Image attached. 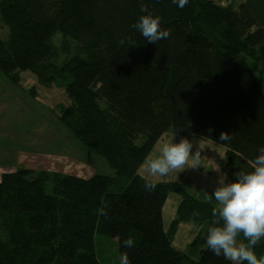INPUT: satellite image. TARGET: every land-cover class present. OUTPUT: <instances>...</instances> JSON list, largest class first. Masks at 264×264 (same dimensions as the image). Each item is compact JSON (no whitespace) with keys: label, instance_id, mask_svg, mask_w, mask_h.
Instances as JSON below:
<instances>
[{"label":"trees","instance_id":"16d2710c","mask_svg":"<svg viewBox=\"0 0 264 264\" xmlns=\"http://www.w3.org/2000/svg\"><path fill=\"white\" fill-rule=\"evenodd\" d=\"M142 4L161 17L169 38L147 43L132 27ZM0 23L8 31L0 36L1 74L19 83L27 70L43 86L62 87L71 105L58 106L60 122L113 169L57 175L53 186L62 196L46 192L29 168L3 172L0 264H101L95 234L116 237L130 264H231L206 246L213 191L192 192L180 177L155 181L148 192L138 169L172 132L224 147L221 169L230 179L250 170L264 146V0H188L184 8L172 0H0ZM129 36L135 47L119 43ZM95 79L103 81L110 110L98 105ZM120 119L132 133H142L136 126L146 131L141 144L119 128ZM222 131L232 139L220 141ZM172 192L181 200L165 229L162 209ZM180 222L199 227L183 250L172 244ZM129 236L134 245L125 248ZM254 251L264 256V237Z\"/></svg>","mask_w":264,"mask_h":264},{"label":"rangeland","instance_id":"374dc122","mask_svg":"<svg viewBox=\"0 0 264 264\" xmlns=\"http://www.w3.org/2000/svg\"><path fill=\"white\" fill-rule=\"evenodd\" d=\"M241 1L237 0L236 3ZM7 33V27L0 23V36L4 38ZM61 40L62 35L57 31L52 42L58 45ZM103 87L100 79H95L91 84L98 105L110 110L112 100L104 93ZM59 105H71V99L62 87L55 84L43 86L27 70L21 71L19 83H13L0 72V176L19 167L29 168L34 176L44 182L46 192L62 196L63 190L53 186L57 175L75 174L88 178L94 173H113L103 157L89 151L60 122ZM118 126L136 145L145 139L146 131L140 126H136L142 131L139 134L132 133V126L122 119ZM180 177L179 174L176 178ZM184 178L190 179L188 176ZM59 239L66 240L64 235ZM94 244L101 264H121L116 237L95 234Z\"/></svg>","mask_w":264,"mask_h":264},{"label":"clouds","instance_id":"9594fccd","mask_svg":"<svg viewBox=\"0 0 264 264\" xmlns=\"http://www.w3.org/2000/svg\"><path fill=\"white\" fill-rule=\"evenodd\" d=\"M173 4L184 8L188 0H172ZM140 15L132 27L139 31L147 43L157 44L169 38L170 30L161 28V17L153 15L147 6L141 5ZM135 47L131 36L122 38L121 45ZM190 126V125H189ZM212 129H209L211 132ZM175 136V135H174ZM174 136L164 139L156 153L148 154L140 165L145 179V190L156 188V177H166L172 172H182L187 168L200 166V151L193 153L195 140L181 137L174 142ZM218 139L226 142L232 136L225 131ZM258 155L250 160L249 169L234 172V179L220 178L211 196L206 199L213 202L211 226L207 228L206 246L217 256H223L231 264H264V256L258 258L254 248L264 237V146L259 147ZM214 197V201H213ZM106 207V206H105ZM107 216V212L101 209ZM243 237L239 240L238 237ZM246 241V243H245ZM134 240L131 236L123 241L125 248H131ZM121 264H130L127 253H122Z\"/></svg>","mask_w":264,"mask_h":264},{"label":"crops","instance_id":"0c3cea01","mask_svg":"<svg viewBox=\"0 0 264 264\" xmlns=\"http://www.w3.org/2000/svg\"><path fill=\"white\" fill-rule=\"evenodd\" d=\"M219 4H222L223 0H213ZM237 0H232L233 3H236ZM173 133L165 132L160 139L155 143L153 149L150 153H156L158 145L164 140L173 137ZM179 136V135H177ZM182 137V136H180ZM189 140H195L193 153L196 150L200 151V166L195 168H187L182 172H172L169 173L166 177H156L149 178L154 179L155 181H170L175 180L176 177L180 174L181 177H190L188 188L190 191L195 193H203L206 191H214V188L217 186V181L220 178L231 180L229 176L221 169L223 163L226 161V153L224 147L218 145L209 140H204L196 136L187 137ZM179 139L174 137V142ZM138 173L141 177H144L142 169L139 167ZM177 179V178H176ZM181 200V197L172 192L168 195L162 209V218L165 229H167L171 221L175 217L176 209ZM199 227L194 225L191 222H180L177 226V230L173 237V246L179 250L186 248L187 244L192 240V238L197 233Z\"/></svg>","mask_w":264,"mask_h":264},{"label":"built area","instance_id":"2783aa9c","mask_svg":"<svg viewBox=\"0 0 264 264\" xmlns=\"http://www.w3.org/2000/svg\"><path fill=\"white\" fill-rule=\"evenodd\" d=\"M230 1L231 0H224V3L223 4H229V3H231Z\"/></svg>","mask_w":264,"mask_h":264}]
</instances>
